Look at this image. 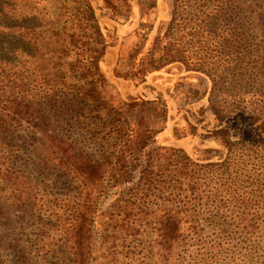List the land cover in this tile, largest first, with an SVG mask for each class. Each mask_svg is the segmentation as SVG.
Listing matches in <instances>:
<instances>
[{"label": "trees", "instance_id": "trees-1", "mask_svg": "<svg viewBox=\"0 0 264 264\" xmlns=\"http://www.w3.org/2000/svg\"><path fill=\"white\" fill-rule=\"evenodd\" d=\"M156 5L0 0V264H264V0H171L127 53L116 79L177 75L171 145L162 94L101 72Z\"/></svg>", "mask_w": 264, "mask_h": 264}, {"label": "rangeland", "instance_id": "rangeland-1", "mask_svg": "<svg viewBox=\"0 0 264 264\" xmlns=\"http://www.w3.org/2000/svg\"><path fill=\"white\" fill-rule=\"evenodd\" d=\"M171 0H157L156 8L149 14L144 16L140 21L137 14L133 17V23L117 28L116 47L108 50L107 55L103 59L101 72L104 74L108 86L105 88L104 97L108 102L117 101L127 96L137 97L143 96L145 99L152 100L156 97V93L162 94L164 104L168 109L167 132L158 137L159 144L171 145L175 143L172 139V127L177 119L175 110L182 106L181 98L174 97L171 90L177 75H171L172 70L166 69L147 76L146 82L140 84L139 81H125L116 79L114 75L117 73L124 76L127 66V53L136 45H145L144 36L148 35V44L145 48H149V43L155 35V28L159 23H165L169 18ZM140 24V25H139ZM139 25V26H138ZM149 29H153L150 31ZM183 148L187 153L192 154L194 148L198 146L196 140L186 139L176 144ZM120 252L114 254L112 264H123Z\"/></svg>", "mask_w": 264, "mask_h": 264}]
</instances>
